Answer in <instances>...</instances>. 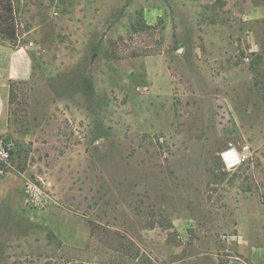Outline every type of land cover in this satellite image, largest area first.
Listing matches in <instances>:
<instances>
[{
    "label": "rangeland",
    "instance_id": "rangeland-1",
    "mask_svg": "<svg viewBox=\"0 0 264 264\" xmlns=\"http://www.w3.org/2000/svg\"><path fill=\"white\" fill-rule=\"evenodd\" d=\"M14 5L0 264H264V0Z\"/></svg>",
    "mask_w": 264,
    "mask_h": 264
},
{
    "label": "crops",
    "instance_id": "crops-1",
    "mask_svg": "<svg viewBox=\"0 0 264 264\" xmlns=\"http://www.w3.org/2000/svg\"><path fill=\"white\" fill-rule=\"evenodd\" d=\"M12 42H0V131L7 126L9 117V87L14 81H26L33 72L32 46L25 43L15 49Z\"/></svg>",
    "mask_w": 264,
    "mask_h": 264
},
{
    "label": "trees",
    "instance_id": "trees-1",
    "mask_svg": "<svg viewBox=\"0 0 264 264\" xmlns=\"http://www.w3.org/2000/svg\"><path fill=\"white\" fill-rule=\"evenodd\" d=\"M14 0H0V35L11 42L17 41L18 28ZM115 59H124L125 56H114ZM11 97V95H10Z\"/></svg>",
    "mask_w": 264,
    "mask_h": 264
},
{
    "label": "built area",
    "instance_id": "built-area-1",
    "mask_svg": "<svg viewBox=\"0 0 264 264\" xmlns=\"http://www.w3.org/2000/svg\"><path fill=\"white\" fill-rule=\"evenodd\" d=\"M14 145L11 142L0 141V159L4 162H8L13 154ZM225 166L228 169L238 167L242 161V154L235 148L228 149L221 155ZM224 241H229L228 236L223 237Z\"/></svg>",
    "mask_w": 264,
    "mask_h": 264
}]
</instances>
